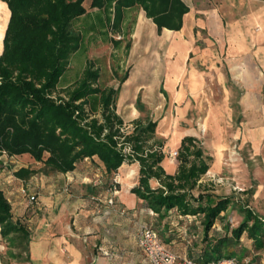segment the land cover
<instances>
[{"label":"rangeland","instance_id":"1","mask_svg":"<svg viewBox=\"0 0 264 264\" xmlns=\"http://www.w3.org/2000/svg\"><path fill=\"white\" fill-rule=\"evenodd\" d=\"M182 1L191 5L194 18L187 37L184 32L182 45L175 50L170 49L168 42H163L164 36L168 40L173 37L164 32L145 28L143 38L135 39L139 6L129 10L126 22L121 23L113 7L109 11L91 9L90 1L84 2L88 14L75 19L70 26L73 33L81 35L80 46L70 55L55 94L67 96L78 86L85 69L97 70L99 78L95 86L101 90L119 87L116 111L128 124L127 131L132 129L129 124L133 120L157 122L153 139L147 147L155 148L157 141L164 143L162 167L168 173L178 165L176 152L180 140L174 144L172 132L185 130L183 137L196 139L209 169L198 181L193 194L203 193L215 201L229 199L227 210L214 222L208 238L204 237L202 214L179 216L174 210L163 220L157 217L152 220L149 217L154 216L146 215L138 223V228L140 224L154 228L169 249L185 250L188 257H196L205 247L206 239H213V235L223 236L226 231L230 235V230L241 223L247 210L264 218V53L254 51L250 56L247 52L238 57L231 54L229 45L218 43L220 25L213 22L206 26V22L212 23L210 10L216 7V2ZM202 20L204 26L200 24ZM191 39L193 44L189 41ZM205 48H209L218 61L203 59L201 53ZM176 58H179L178 69L172 66ZM193 70L195 75L191 74ZM194 77L196 81H192ZM184 90L185 97L174 100ZM88 101L96 107L94 116L100 118L98 96H91ZM166 120L169 129L164 132L162 123ZM84 161L77 166L83 165ZM127 164L134 168L138 163ZM21 167L32 170V174L23 179L16 178L14 173ZM81 170H88L87 174L91 176L89 168L83 166ZM92 171L95 173V167ZM52 174L28 155L0 156V188L16 184L28 196L29 189L31 191L36 185L40 189L45 177ZM134 181L137 185V177ZM108 182L105 174L99 188L104 189ZM150 185L156 188L158 182ZM37 188L33 191L38 192ZM79 191L77 187L66 190L63 185L60 189L63 197L72 195L70 198L77 196ZM15 244L14 247L0 239V254L7 257L8 253L17 255L21 248L16 249L18 244ZM74 246L81 250L78 264H147L140 251L135 253L134 259H126L124 254L116 251L103 256L99 246H94L88 239H81V244L74 243ZM249 247L254 248L243 235L240 242L229 250L235 253L237 260L244 261ZM25 257L26 254L22 253L11 264H27Z\"/></svg>","mask_w":264,"mask_h":264},{"label":"trees","instance_id":"2","mask_svg":"<svg viewBox=\"0 0 264 264\" xmlns=\"http://www.w3.org/2000/svg\"><path fill=\"white\" fill-rule=\"evenodd\" d=\"M0 1L10 12L0 55V156L28 155L49 172L61 174L73 171L85 159L96 157L109 179L105 187L108 191L119 187L114 181L119 167L136 162L138 184L130 192L143 200L160 220L174 210L179 216L202 214L204 237L208 238L214 222L227 210L229 199L215 201L203 193L193 194L209 169L195 138L181 139L176 152L177 169L168 174L162 167L164 143L157 141L155 148L147 147L157 122L133 120L129 124L132 129L127 131L128 124L116 111L119 87L101 90L95 86L99 78L97 70L85 69L78 86L67 96L55 94L70 55L80 46L81 35L73 33L70 26L87 14L84 2L90 1L91 9L109 11L113 7L118 20L124 9L139 6L156 25L158 33L163 29L179 31L184 15L189 12L187 5L182 0ZM124 81L125 78L121 83ZM91 96H98L100 118L94 116L96 107L88 101ZM32 172L20 168L14 176L23 179ZM152 179L158 182V187L150 186ZM243 235L255 249L263 248L264 218L247 210L230 235L227 231L223 236L213 235V239H206L205 247L196 257L189 258L203 263L235 258L229 248L238 244ZM0 237L14 247L17 242L16 249L21 248L17 255L8 253L10 258L15 260L25 253L24 261L29 260V233L12 220L11 205L1 190Z\"/></svg>","mask_w":264,"mask_h":264},{"label":"crops","instance_id":"3","mask_svg":"<svg viewBox=\"0 0 264 264\" xmlns=\"http://www.w3.org/2000/svg\"><path fill=\"white\" fill-rule=\"evenodd\" d=\"M212 1L216 2V7L210 10L212 23L207 24L206 22V26L212 25L213 22L218 26L220 25L221 30L218 35V43L224 46L225 44L229 45L230 53L236 55V57L240 56L241 53L247 52L252 56L254 51L263 54L264 2L261 0ZM0 3L9 12L7 5L2 1ZM184 3L189 8V12L183 17L182 28L174 32L178 35L172 37L174 38L172 43L165 36L163 38V42H168V46L173 50L182 45L184 32L186 33L184 37H187V32L194 18V10L191 5L187 1ZM131 9L123 10L121 23L126 22V15L129 14V10ZM9 17L10 12L8 21ZM186 19L188 20V25L186 30L182 32ZM200 24L204 26V21H200ZM136 27V40L141 36L143 38L145 28L157 32L156 25L151 19L146 17L141 7H139L138 15L136 16ZM164 30L161 32H164ZM189 41L192 43V39ZM224 46L220 47L222 51ZM2 50L3 39L0 55L2 54ZM201 54L206 61L210 58L218 61L209 48H205V51H202ZM195 73L196 71L193 70L191 74L195 75ZM170 80L172 81V78ZM192 81H196V77ZM185 95L186 92L184 90L183 94L177 95L174 100H182ZM86 162H89L91 166H88ZM83 166L89 168L91 176H88V170H81ZM93 167H95V173L92 171ZM130 169L136 170L138 184V164L134 168H129L127 163H123L116 175L119 187L114 193V201L116 209H123L125 211L124 214L118 213L117 210L112 211L106 203V199L110 196V193L106 188H99L105 171L103 165L96 157L85 159L83 165L80 164L79 167L76 165V168L71 172L65 174L54 173L46 176L45 182L41 183L40 189L36 185L32 187L31 191L30 189L28 191L29 194L36 196L35 203L28 201V196L24 195L25 193L19 185H4V188H0L11 205L12 220L20 223L29 233L27 245L29 260L26 263L78 264L81 258V250L77 249L74 243L78 244L79 242L81 244V239H88L94 246L98 245V249L103 256H108L109 253L112 254V252L116 251L124 254L126 259H134L135 253L140 251L136 244L138 223L146 215L154 216L155 219L154 217L149 218L157 220V215L146 208L143 200H140L130 192L131 188L135 186L134 180L136 178L134 177L130 180L126 177ZM175 171L176 169L172 173H166L173 174ZM151 182L157 181L152 179L150 180V184ZM77 184H80V187ZM62 185L65 186L66 190L69 187H77L80 193L74 196V198H70L72 195L63 197L60 193ZM36 188L38 192L33 191ZM88 193L90 194L86 195ZM84 235L88 236L86 238L81 237ZM173 252L178 253L180 256H187L185 250ZM244 259L249 264H264V246L261 249L249 247L248 253L244 255ZM14 261L9 256L0 254L1 264H11Z\"/></svg>","mask_w":264,"mask_h":264},{"label":"built area","instance_id":"4","mask_svg":"<svg viewBox=\"0 0 264 264\" xmlns=\"http://www.w3.org/2000/svg\"><path fill=\"white\" fill-rule=\"evenodd\" d=\"M116 181V177L114 179ZM117 189L109 191L110 196L106 199V203L112 211H116V204L114 201V193ZM24 192V190H23ZM36 200L34 194H28V201L33 203ZM118 213L124 214L123 209H118ZM136 244L144 255L147 264H249L248 261H238L236 258H224L220 260H213L207 263L197 262L187 256H180L177 253L168 249L160 240L156 231L147 224H140L137 236Z\"/></svg>","mask_w":264,"mask_h":264},{"label":"bare ground","instance_id":"5","mask_svg":"<svg viewBox=\"0 0 264 264\" xmlns=\"http://www.w3.org/2000/svg\"><path fill=\"white\" fill-rule=\"evenodd\" d=\"M8 15H9V12L6 10L5 6L0 3V49H1V43H2V39H3L4 30H5L7 21H8ZM187 25H188V20L186 19L185 26H184L182 32H184L186 30ZM174 32L175 31H169V30H166V29L164 30V33H166V35H168V36L171 35V36L174 37L175 35H178V34H176ZM182 32H180V33H182ZM170 41L172 43L174 41V38H171ZM176 59H177V61L175 60L173 65H172L174 69H178L179 66H180L177 63L179 58H176ZM171 61H172V58H171ZM180 94H181V91L178 93V96ZM168 129H169V121H167V120L163 121V123H162V131L167 132ZM185 133H186L185 130L184 131L183 130H181V131L174 130L172 132L173 143L174 144L178 143V141L185 135ZM135 176H136V170L135 169H130L128 171L127 175H126V177L128 179H130V180L133 179Z\"/></svg>","mask_w":264,"mask_h":264}]
</instances>
